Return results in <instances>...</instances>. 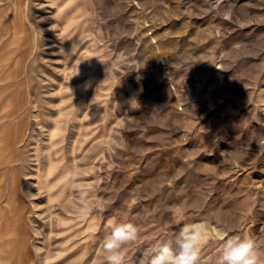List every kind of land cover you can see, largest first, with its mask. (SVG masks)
Masks as SVG:
<instances>
[{
	"label": "rangeland",
	"instance_id": "1",
	"mask_svg": "<svg viewBox=\"0 0 264 264\" xmlns=\"http://www.w3.org/2000/svg\"><path fill=\"white\" fill-rule=\"evenodd\" d=\"M0 213V264H104L122 221L126 264L264 253V0H0Z\"/></svg>",
	"mask_w": 264,
	"mask_h": 264
},
{
	"label": "clouds",
	"instance_id": "2",
	"mask_svg": "<svg viewBox=\"0 0 264 264\" xmlns=\"http://www.w3.org/2000/svg\"><path fill=\"white\" fill-rule=\"evenodd\" d=\"M87 198L88 194L81 190L80 200L85 207ZM94 206L103 211L102 201L97 200ZM169 211L174 223H182L184 213L181 207L174 206ZM110 227V233L101 242L104 264H126V249L140 239L141 229L136 223L128 221L117 222ZM220 241L214 264H264V253L251 237H220ZM203 244L198 229L182 228L172 240L164 239L150 244L145 252L149 257L146 264H202ZM140 264H145V261L142 259Z\"/></svg>",
	"mask_w": 264,
	"mask_h": 264
},
{
	"label": "bare ground",
	"instance_id": "3",
	"mask_svg": "<svg viewBox=\"0 0 264 264\" xmlns=\"http://www.w3.org/2000/svg\"><path fill=\"white\" fill-rule=\"evenodd\" d=\"M12 200H13V199H12ZM14 201H15V200H14ZM9 204H10V202H9ZM9 204H8V205H9ZM11 205H12V204H11ZM9 206H10V205H9ZM15 206H16V205H15ZM11 207H12V206H11ZM6 208H7V207H6ZM9 208H10V207H8V209H9ZM15 209H16V208H15ZM15 209H14V210H15ZM15 211H16V210H15ZM1 213H2V212H1ZM1 213H0V214H1ZM11 214H12V213H11ZM7 215H8V214H7ZM2 218H4V217H2ZM9 221H10V220H9ZM4 223H5V222H4ZM6 223H7V221H6ZM10 231H12V230H10ZM14 231H15V230H14ZM0 232H1V231H0ZM6 237H7V236H6ZM4 238H5V237H4ZM12 240H13V239H12ZM7 241H8V240H7ZM13 241H14V240H13ZM4 242L6 243V241H4ZM7 243H8V242H7ZM10 243H11V242H10ZM13 243H14V242H13ZM14 245H15V244H14ZM7 247H8V246H7ZM0 249H1V248H0ZM12 252H13V251H12ZM8 254H10V253H8ZM16 254H17V253H16ZM13 255H14V253H13ZM14 256H15V255H14ZM12 257H13V256H12ZM12 257H11V258H12ZM17 257H18V256H17ZM4 259H5V258H4ZM3 261H4V260H3ZM6 263H7V262H6ZM11 263H12V262H11Z\"/></svg>",
	"mask_w": 264,
	"mask_h": 264
}]
</instances>
